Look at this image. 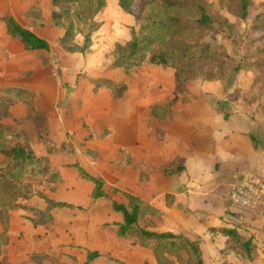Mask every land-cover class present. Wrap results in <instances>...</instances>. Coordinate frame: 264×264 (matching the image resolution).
I'll return each mask as SVG.
<instances>
[{"label":"rangeland","instance_id":"1","mask_svg":"<svg viewBox=\"0 0 264 264\" xmlns=\"http://www.w3.org/2000/svg\"><path fill=\"white\" fill-rule=\"evenodd\" d=\"M254 2L257 10H250L246 21L238 20L234 14L227 11H220L235 24L238 35L244 38L249 36L251 21L263 11L264 0H254ZM106 3V8L95 18L97 28L92 36L90 48L85 54H69L60 46L61 37L53 27H50L51 23L39 27L32 25L24 17L25 11L31 4L40 5L49 17L50 11L54 10L51 0H0V16L7 13L14 14L22 25L38 33L50 46V50L43 53H22L20 47L6 36L4 25L0 21V91L8 86L31 92L40 89L44 96L50 97L48 104L43 97L38 101L32 99L34 109L28 111V117L26 107L22 103H16L15 105H18L10 109L14 118L2 122L11 131L20 133L24 139L44 152L46 146L43 147L39 142L37 133L39 127L41 132L44 131L41 129L42 118L46 119L49 132L52 134H49V138L52 137L51 141L56 149V153L50 159L54 168L59 164L77 163L87 168L89 173L99 176L101 172H106L110 165L117 169L121 167L122 162L132 161V157L125 152L122 154L120 152V156L118 154L120 162L118 165H115L116 161L109 163V160L103 163V157L101 158L100 155L103 154L108 159L110 156L115 157V153L111 152L115 150H112L110 145L112 142L109 141H113L112 136L117 128H115L116 120L110 112L121 108H124V117H128L125 125L134 124L138 134L145 136L153 134L152 136L160 137V141H164L168 133L180 131L179 127L185 114H188L189 120L184 122L191 128L197 127L194 121L198 114L210 112L222 115L224 112H232L245 114L257 120L264 119V107L255 104L245 107L240 99V94L246 92L254 81V76L250 72H241L228 91H224L218 82L203 79L192 81L186 87V98L189 99L187 103H182L181 98L176 100L174 72L170 68L145 65L132 68L128 74L124 69L119 68L117 73H111V70L115 69L112 67L114 46L128 42L131 29L136 25L133 16L123 13L119 8L118 0H106ZM137 7L138 3H135L134 9ZM237 11L238 6H235L234 12ZM87 32L89 28L85 26L84 34ZM76 42L81 45L83 36L78 34ZM217 44L239 61L240 58L236 55L231 42L218 37ZM109 77L114 78L111 79L112 82L122 81L127 85V91L122 94L124 98H114L109 94L97 95L99 89H96V82L102 79L110 81L107 79ZM80 91L82 95L77 96L72 102L68 100L73 92ZM1 96L2 93L0 98ZM84 97L93 99L86 103ZM125 97L129 99L126 100ZM117 102H120V105H117ZM170 102H173L171 106L168 105ZM102 103L107 105L105 113L101 108ZM73 109L79 110L73 112ZM129 112L132 114L126 115ZM173 119L178 120L179 123L172 125ZM64 126H66L65 130ZM254 131L255 136L257 131L255 129ZM61 139L64 140L63 143H60ZM132 139L135 140V136ZM151 139L155 138L149 137V140ZM186 139H189L186 143L188 146L193 138L186 137ZM156 140L151 146L159 141ZM57 143L59 145H56ZM143 143L145 146L148 145L146 138ZM62 144L65 145L64 152L61 151ZM180 147L183 148L184 145L181 143ZM2 160L3 157L0 156V161ZM137 169L145 176L148 175L144 166ZM215 177L218 181L223 179L219 174H215ZM224 178H227V175ZM110 183L115 185L114 180ZM71 184H63L54 194L46 190L49 188L47 185L42 188L36 187L35 190L39 193L43 192L54 199L72 202L78 207L55 211L54 221L46 226L34 227L26 219L33 216V213L22 210L9 211V223L7 226H0V233L4 232V237L7 239L5 251L7 260L11 264H86V250H97L101 253V258L93 264H117L113 260L116 258L125 259L127 262H141L143 256L132 245L134 240L118 238L116 227L110 225L114 220L110 201L95 203L88 197L89 185L80 180ZM110 187L114 186L108 184L105 189L108 191ZM229 189L226 188V192ZM111 198L117 201L124 200L120 194L112 195ZM229 199L230 196L227 197L226 204H232ZM20 202L31 207L43 206V201L38 197L31 201ZM195 210L196 208L191 211L193 216ZM262 244L259 243L256 248L259 254L264 255Z\"/></svg>","mask_w":264,"mask_h":264},{"label":"trees","instance_id":"2","mask_svg":"<svg viewBox=\"0 0 264 264\" xmlns=\"http://www.w3.org/2000/svg\"><path fill=\"white\" fill-rule=\"evenodd\" d=\"M135 3H138L136 9ZM106 4V0H52L51 22L53 27L63 31L59 44L64 51L86 53L97 28L95 18ZM118 5L122 12L133 16L136 27L131 29L128 42L114 46L112 67L123 68L127 74L132 68L145 65L172 69L176 100L181 98L182 103L189 101L186 87L192 81L218 82L224 91H228L241 72H250L254 81L246 92L240 94V99L245 107L254 104L264 107V3L263 11L251 21L247 38L239 36L235 24L220 11L246 21L250 10H257L254 0H118ZM235 6H238L237 12H234ZM25 16L33 25L44 26L39 7L33 6ZM0 21L4 23L7 35L21 43L25 50H50L45 39L22 26L13 15L0 16ZM85 26L89 32L84 34ZM78 34L83 36L81 45L76 42ZM218 37L231 42L239 61L217 44ZM95 86L96 89H110L114 98H121L127 91L125 83L116 84L106 79L97 81ZM0 93V156L3 157L0 161V226H7L9 211L17 210L33 213L26 219L34 227L46 226L54 221L56 210L78 207L35 190L47 185L49 188L46 190L54 193L62 182L60 173L52 168L49 158L56 149L49 138L48 121L42 118L41 129L44 131L41 132L39 127L37 133L39 142L46 146L45 156L37 155L27 139L2 122L14 118L10 109L16 103L26 107L28 117V111L34 109L31 100L35 94L9 86ZM231 114L224 112V119L228 120ZM251 139L256 141L253 136ZM61 148L66 151L65 145ZM74 167L83 180L93 184V201L109 199L113 210L123 215L122 223L112 224L117 228L119 238H132L133 244L150 250L157 264H204L199 241L170 232H152L141 226L145 217L160 214L153 206L114 187L106 191L103 178L90 175L78 164ZM162 171L166 176L183 175L186 172L185 159L180 156L174 158L162 165ZM144 176L141 173V181H147L148 175ZM110 193L122 195L127 204L112 200ZM35 197L44 202V208L20 202L31 201ZM166 200L171 206L173 196L167 195ZM220 233L227 238L228 249L237 257L250 262L254 260L255 248L251 239H244L235 229H224ZM4 236V232L0 233V264H11L5 257L7 239ZM99 258L101 254L98 251L87 250L86 264H92Z\"/></svg>","mask_w":264,"mask_h":264},{"label":"crops","instance_id":"3","mask_svg":"<svg viewBox=\"0 0 264 264\" xmlns=\"http://www.w3.org/2000/svg\"><path fill=\"white\" fill-rule=\"evenodd\" d=\"M33 6H37L42 10L44 26L51 23L50 27H53L51 22L52 10L50 11L48 17L45 13V9L40 5L31 4L25 11L24 17L28 19L25 14ZM8 14L11 13H7L5 15ZM11 15L15 17L14 14ZM29 21L31 23V20ZM53 28L58 32V35L62 37V31L55 27ZM29 30L34 32L32 29ZM34 33L38 35V33ZM6 36L20 47L22 53L46 52L27 51L21 43L8 36L7 33ZM117 71L118 68H115L114 70H111V73H117ZM107 79H110V77ZM111 79L113 80L114 78L111 77ZM111 79L110 81L112 82ZM121 82L122 81H113V83L116 84ZM74 87L75 86H73V88ZM58 91L60 90H57V92ZM32 92L36 96L34 99L35 101H38L41 97H43L45 99V103L48 104L50 97L44 96L43 91L40 92L39 89V91ZM98 94H109L110 96H113L112 91L104 87L99 89L97 95ZM80 95H82V91L73 92L72 95L68 97V100L72 102L73 99H76L77 96ZM129 97L132 96L129 95ZM129 97H125V99L128 100ZM110 98L113 99L112 97ZM121 98H124V96ZM83 99L84 102L88 103V101L93 98L89 97L86 99L84 97ZM119 103L120 102H117V105H120ZM105 104L106 103H102L101 105L104 113L107 106ZM77 110L73 109V112H76ZM131 114L132 113L129 112V114L126 115L130 116ZM110 115L115 118V128H117L112 136L114 137L112 138L114 142L112 140L109 141L112 142L110 145H112V150H115V152H111L115 153V157L113 158L110 156L108 159L105 155L100 154L101 158L103 157V163H106L109 160V163L116 161L115 165L120 164L118 159L120 152L121 154L124 152L127 153L132 157V161L130 160L129 162L131 164L122 162L120 165L121 167H118L117 169H115L113 165H110V168L107 169L106 172H101V174L96 177L104 179L105 187H108V184H110L114 186V188L140 198L159 211L160 214L158 216L145 217V219L141 222V226L143 228L152 232H170L176 235L185 236L190 240H198L203 254L204 264H264V255L259 254V251L256 248L259 243L260 245L263 243L262 250L264 249V119L257 120L251 117L249 118V116L245 114L241 115L232 113L229 119L225 120L222 114L210 112L209 114H198L194 121L196 122L197 127L191 128L185 124L186 122H184V120H189L187 119L188 114H185L183 116L184 120L179 127L180 131H172V134L167 132L168 135L165 137V140L160 141V137L157 138L152 136L153 134H147L146 136L145 134H138V131L134 129V124H131L130 126L125 125V121L128 120V117H124V108L116 110L115 112H110ZM174 120L175 119L171 121L172 125H174V123H179L178 120ZM65 127L66 126L63 127L64 130ZM254 129L257 131L255 136L253 135V132H255ZM134 136L135 140L132 139ZM251 136H253L256 140L254 141V144ZM149 137L155 139L149 140ZM186 137L193 138L192 143H188V146L186 143L189 139H186ZM145 138L147 139V146L143 143ZM105 139L107 140L108 137ZM156 139L159 141L155 145L151 146V144L154 143L153 141ZM63 141L64 140L61 139L60 143H63ZM181 143L184 145L183 148L180 147ZM56 145H59V143ZM33 148L37 155H47L46 148L44 149V152L36 145H33ZM91 148L95 150L94 147ZM61 151L63 150L61 149ZM96 151L98 150L96 149ZM53 154L49 155L50 159ZM178 156L185 159L186 172L180 176L164 175L162 165L170 163ZM76 164H59L56 168L51 165L52 168L58 171L62 177V182L56 188L54 193H56L58 188L63 184H71L80 180L81 182L89 185L90 192L88 197L91 199L93 184L80 177L78 170L74 167ZM141 166L147 168V181L140 180L142 171H139L137 167L139 168ZM81 167L88 172L87 168H84L83 166ZM89 174L95 176L94 174ZM215 174L223 176V179H220L219 177L218 179H220V181H218L215 179ZM226 175L227 178H224ZM247 177H255L260 179L262 182V199L259 206L244 209L233 204H226L225 201L227 200V197L229 198V193L232 188L239 182V180ZM112 180L115 181V185L110 183ZM226 188H228L229 191L226 192ZM224 194H228V196ZM167 195L173 196L171 206L167 205ZM107 200L109 199L92 201L99 203ZM57 201L67 202L64 200ZM109 201L112 210V217L114 219L110 225L114 223H122L123 215L121 213L114 212L112 202L111 200ZM117 202L127 204L125 198L123 201L119 200ZM229 202H231L230 199ZM42 203L43 206L37 208H44L45 204L44 202ZM67 203L73 204L72 202ZM195 208V216H193L191 211ZM224 229H235L244 239L252 240L253 247L255 248L254 260L252 262L237 257L233 251L228 249L227 238L220 233V231ZM132 245L136 247L139 254L143 256L141 262H127L125 259L119 258L113 260H115L117 264H119L118 261L126 264H157L156 258L150 250L141 248L135 244Z\"/></svg>","mask_w":264,"mask_h":264},{"label":"built area","instance_id":"4","mask_svg":"<svg viewBox=\"0 0 264 264\" xmlns=\"http://www.w3.org/2000/svg\"><path fill=\"white\" fill-rule=\"evenodd\" d=\"M230 201L240 208H251L259 205L262 196V182L255 177H247L230 191Z\"/></svg>","mask_w":264,"mask_h":264}]
</instances>
